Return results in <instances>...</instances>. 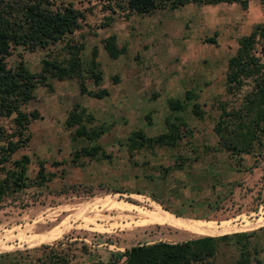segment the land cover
Listing matches in <instances>:
<instances>
[{
	"label": "rangeland",
	"instance_id": "obj_1",
	"mask_svg": "<svg viewBox=\"0 0 264 264\" xmlns=\"http://www.w3.org/2000/svg\"><path fill=\"white\" fill-rule=\"evenodd\" d=\"M54 1L71 2L84 11L85 19L50 46L51 54H62L61 45L70 37L82 41L79 55L87 69L95 44L101 79L94 84L85 77V84L88 90L104 86L108 93H80L76 78L49 77L20 105L25 111L36 109L38 116L28 122L30 137L10 159L29 156L27 181L34 178L38 159L54 175L0 200V264H107L113 253L135 243L199 235L150 222L146 213L157 208L192 220L250 223L226 232L212 260L235 264L246 257L247 264H264V148L241 153L237 162L227 150L215 148L212 128L217 102L236 99L224 91L226 59L237 39L264 21V0H246L244 7L236 1H186L173 9L126 17L116 9L106 26L99 25L108 13L101 0ZM109 33L115 34L117 47L124 46L116 57H110L100 41ZM208 36L215 41L206 40ZM260 46L264 35L257 38L256 49ZM46 51L17 45L7 63L13 66L21 57L36 70ZM173 97L181 99V108L168 107ZM193 102L199 104L201 115L191 110ZM81 107L91 115L88 119L84 114L86 127L102 128L93 141L71 137L77 123L66 120ZM166 121L176 126L173 145L140 147L128 154L131 130L156 135L167 130ZM0 127L11 132L12 115L0 114ZM93 143L109 156L97 152L94 158H72L75 150ZM2 165L12 167L10 160ZM116 264H122L121 259Z\"/></svg>",
	"mask_w": 264,
	"mask_h": 264
},
{
	"label": "trees",
	"instance_id": "obj_2",
	"mask_svg": "<svg viewBox=\"0 0 264 264\" xmlns=\"http://www.w3.org/2000/svg\"><path fill=\"white\" fill-rule=\"evenodd\" d=\"M102 8L107 9L99 21L100 26L108 25L119 9L121 15L135 13H150L157 8H176L186 1H203L214 3L218 1H236L241 6L246 0H101ZM85 19L82 9L75 7L69 1L54 0H0V114L12 115L13 130L7 133L0 127V167L3 175L0 177V200L4 195L17 191L30 183L41 185L54 175L46 171L42 160H37V169L31 181L26 180L25 170L29 156L23 153L18 158L10 159L11 153L24 145L30 137L27 124L38 116L36 109L23 110L20 105L33 96V88L37 84H46L49 77L57 79H77L78 91L88 92L92 96L102 97L108 93L104 86L88 90L85 77L98 84L101 79V68L97 59V46L90 49L89 67L83 68L79 55L83 47L82 41L70 37L61 45L62 54H51L50 46L62 41L63 37L81 26ZM264 35V21L255 23L251 29L237 39L235 51L226 59L224 71V91L236 95L235 101L220 99L217 102L218 113L213 123V131L217 135V149L227 150L235 156L238 162L241 153L254 152L264 148V46L256 49L257 38ZM206 40L214 42L212 36ZM102 46L110 57H116L124 51V46L115 45V34L109 33L100 38ZM21 45L27 49L37 47L47 48L40 58L36 70L29 69L20 57L13 66L8 65L7 56L11 50ZM190 91L184 92L189 96ZM170 109L183 106L178 97L167 100ZM191 110L201 115V108L193 102ZM86 114L83 107L69 113L67 124L77 123L71 137L83 136L90 141L95 140L102 128H87L82 122ZM167 130L156 135H147L141 128L130 131L127 135L126 148L132 154L140 147L154 145H173L178 134L175 123L166 121ZM98 143L81 146L72 153V158L78 154L88 157L109 156L102 153ZM264 154V152H263ZM99 156V155H98ZM10 160L12 167L5 168L2 163ZM57 161H55L56 163ZM237 233V232H235ZM229 233L199 234L182 240H155L132 244L122 251H116L107 264H116L121 259L122 264H215L213 257L219 240L227 238ZM235 264H247V258L241 257Z\"/></svg>",
	"mask_w": 264,
	"mask_h": 264
},
{
	"label": "bare ground",
	"instance_id": "obj_3",
	"mask_svg": "<svg viewBox=\"0 0 264 264\" xmlns=\"http://www.w3.org/2000/svg\"><path fill=\"white\" fill-rule=\"evenodd\" d=\"M146 217L150 222L165 223L174 227H180L183 229L190 230L192 233L196 234H221L230 232L232 230H235L236 228L242 229L244 227H248L250 224H228L227 222L218 224L217 222L211 220L202 221L186 219L183 217H176L174 215H171V213L162 208H157L156 211L150 210V212L146 213Z\"/></svg>",
	"mask_w": 264,
	"mask_h": 264
}]
</instances>
